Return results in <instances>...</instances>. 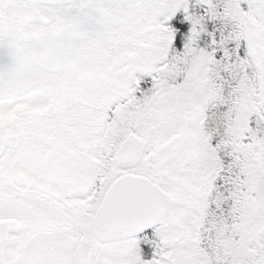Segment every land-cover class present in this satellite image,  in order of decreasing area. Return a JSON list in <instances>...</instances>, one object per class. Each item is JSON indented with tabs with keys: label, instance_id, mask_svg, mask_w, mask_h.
<instances>
[{
	"label": "snow or ice",
	"instance_id": "6c2138e0",
	"mask_svg": "<svg viewBox=\"0 0 264 264\" xmlns=\"http://www.w3.org/2000/svg\"><path fill=\"white\" fill-rule=\"evenodd\" d=\"M0 264H264V0H0Z\"/></svg>",
	"mask_w": 264,
	"mask_h": 264
}]
</instances>
